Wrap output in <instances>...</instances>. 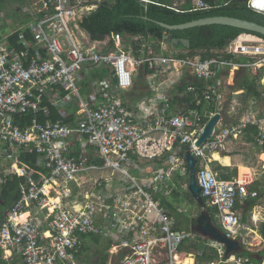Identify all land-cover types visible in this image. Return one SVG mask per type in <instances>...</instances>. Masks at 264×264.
<instances>
[{
    "label": "built area",
    "instance_id": "1",
    "mask_svg": "<svg viewBox=\"0 0 264 264\" xmlns=\"http://www.w3.org/2000/svg\"><path fill=\"white\" fill-rule=\"evenodd\" d=\"M79 2L38 0L36 19L10 35L0 32V248L24 264H81L98 239L118 264H184L192 257L182 251L192 232L181 229L174 193L184 188L190 194L189 168L179 156L185 148L198 161L196 181L214 208V225L243 245L237 207L252 196L249 183L223 180L210 157L251 128L264 154V38L244 33L223 48L178 58L165 42L143 36L91 41L76 21ZM247 7L264 16V0H248ZM210 9L196 0L191 11ZM19 30L21 50L10 41ZM139 68L142 75L148 69L154 79L168 78L151 82L136 97ZM245 73L258 79L260 98L250 106L235 99L227 104L238 96L231 87ZM187 76L203 84L202 98L200 87L187 89L197 105L204 101L216 110L193 109L181 101L184 94L179 101L169 98L173 85ZM217 113L221 119L212 137L196 146ZM31 153L35 170L20 163ZM168 153L169 160L156 162ZM14 176L24 179L20 198L3 207L4 186ZM110 181H116L112 192H98ZM77 187L86 194L65 204ZM53 192L62 195L60 203L53 202ZM205 246L219 254L212 264H253L242 255L227 257L210 239Z\"/></svg>",
    "mask_w": 264,
    "mask_h": 264
},
{
    "label": "trees",
    "instance_id": "2",
    "mask_svg": "<svg viewBox=\"0 0 264 264\" xmlns=\"http://www.w3.org/2000/svg\"><path fill=\"white\" fill-rule=\"evenodd\" d=\"M7 0H0V4L4 3ZM206 2L209 6L212 7L209 11H191L193 9V4L187 5L184 9L175 8L169 4L163 2H153V3H143L141 0H112L109 2H100L97 5L96 11L90 13L85 16L81 22V28L85 31L91 41L95 40H107L110 39L113 35H121L126 38L132 36H143V37H151L152 39H156L158 41H163L170 47L175 48L179 53L177 54L178 58H186L188 56H195L198 53L212 49V48H223L228 42L236 37L247 33L252 34L250 32H246L241 29L229 27V26H221V25H211V26H203L196 27L188 30H177V31H168L161 26L145 20L143 17H148L153 21H158L162 23H166L169 25H179L187 22H191L194 20L214 17V16H230L240 19H246L250 21H255L259 24L264 25V16L256 14L252 12L247 7L248 0H202ZM21 31L15 32L14 35L10 38V41L18 50L24 49L23 46H17V41L20 39ZM256 35V34H253ZM168 36V39L166 37ZM263 37L261 35H257ZM29 40H31V36H27ZM264 38V37H263ZM110 47H114L113 43H110ZM206 57L205 54H203ZM144 74H151V71L148 69ZM240 83L236 86L235 91L243 90L244 94L235 96L231 98L227 104H230L232 100H240L241 103H248L252 98L258 99L260 98L258 79L251 77L249 74L245 73L242 75ZM190 86L200 87L201 91L198 93L199 98H202V90L203 84L198 82L196 79L191 76H187L182 81L176 82L173 87L168 92V96L173 101H183L188 102L190 107L193 109H197L199 111L204 110H216L215 105H206L204 101H202L199 105L195 101V97L187 93V89ZM187 93V94H186ZM184 94V97L180 99ZM251 135H257V129L251 128L249 130ZM179 155L180 157H184V152L187 148L183 149ZM35 162L36 156L34 154H28L23 156L20 159L21 165L25 166L28 170H35ZM216 164V171H223L221 175L222 179L225 181H230L232 178L230 176V169L221 166L218 162H214ZM198 170V167H197ZM237 171L234 170V174L236 175ZM176 178L182 180L183 177L179 172H176ZM24 181V179L19 178L17 176L9 177L6 181V185L3 189V207H5L9 201H16L20 198L19 186ZM260 186L259 183H257ZM252 191V188L249 187ZM264 192V189L258 190L257 194L254 197H250L244 204L238 205L237 209L240 208L243 213H247L252 210L256 206L261 194ZM252 193V192H251ZM174 201L181 202L186 200V198L181 195L180 192L174 193ZM191 199L192 196L188 194ZM206 204V199H204ZM170 208L173 209L172 205H169ZM177 214H179L176 211ZM183 226L181 229H188V216L184 217L179 214ZM214 216V212L211 214ZM186 221V224H185ZM241 221H245V216ZM181 222V223H182ZM262 236L264 238V231L262 232ZM95 244L99 243L98 239H94ZM110 247V246H109ZM86 250V249H85ZM108 250V249H107ZM208 251V252H207ZM238 255H242L248 257L250 262L253 264H262L263 260H259L256 257L255 253H252L247 250H243ZM262 257V255L259 253ZM202 258L207 260L208 262L215 261L219 258V254L216 249L205 247V251L202 253Z\"/></svg>",
    "mask_w": 264,
    "mask_h": 264
},
{
    "label": "rangeland",
    "instance_id": "3",
    "mask_svg": "<svg viewBox=\"0 0 264 264\" xmlns=\"http://www.w3.org/2000/svg\"><path fill=\"white\" fill-rule=\"evenodd\" d=\"M79 1H80L79 2L80 14L77 17V20H76L77 23H80L85 16L96 11L97 7L95 6L97 5L95 4L104 2V1L110 3L112 0H79ZM149 1L163 2L175 8L184 9L187 5L193 4L196 0H149ZM38 8H39L38 0H7L4 3L0 4V24H1L0 32L3 35H10L11 33H13L14 30H18L22 26L24 27L25 25H28L30 22H32L34 19L38 17ZM127 45L129 44L127 43ZM165 48L166 50H168L169 52H173L177 56V50L175 48L173 49L169 47L168 45H165ZM156 50L158 51V49ZM151 76L149 75V77H142V76L137 77L136 80H137L138 89L134 91V95H136V97H142L144 93L146 94L148 90L147 85H149L151 82H155L157 84V83H161V80H166L168 78V77L161 76V78L157 77V79H154V76L152 77ZM240 77H242V74L236 79L234 87L233 86L231 87L232 89L235 88L236 85L238 86V83H240V80H239ZM169 79H173L172 74L169 75ZM233 92H235V89H233ZM237 93H238L237 95L243 94L242 90L237 91ZM247 106H250V104L248 103ZM244 136L245 137L242 136V143L240 144H243L245 142L249 144L254 143L253 135L247 134ZM254 146L257 147L256 145ZM232 148H233L234 153L244 155L245 156L244 162H247L248 164H250L251 168L257 170L256 179L254 180V182L252 183L250 182V184H248L247 186L249 192L250 193L252 192L251 193L252 197H254L257 194L258 190L264 189V168H263V165L261 164L262 161L260 157H258L259 151H254L252 150L251 147H250V151H241L243 149H247V147L245 146L239 147L236 144H233ZM213 159L214 158L211 157L210 166L213 169H216L217 165L214 164ZM262 163H264V161ZM229 169L231 170L229 173L231 177L236 178L239 176V170L237 168H229ZM234 170L237 171L236 175L234 174ZM223 173L225 172L220 171V174H223ZM110 182L111 183L109 184L108 188H99L98 192L102 190H104L105 192H112L113 191L112 187L115 186L116 181L114 182L110 181ZM257 183H259L260 186H258ZM85 185L87 186V184ZM249 187L252 188V191H250L251 189H249ZM73 189L71 190L72 196L70 197V199L68 201L66 200L63 201L65 202V204L67 203L69 206H72L73 201L79 200L83 195L86 194V189L84 188L82 189V188L77 187L76 189L74 190ZM62 192L63 191H59V193L64 194ZM61 194L58 195V193H55V192H53L52 194L54 198L57 196V198L55 199L57 203L61 202V198H62ZM181 194L186 198V200H183L181 202L174 201V203L181 215H183L184 217L186 216L189 217L188 222H190V225H188V229L190 232H192V236L188 240L187 245H185L183 250L186 252L192 253L191 255H193L195 259L198 260V262L199 261L201 262L203 261L201 254L205 251V247H206L205 245L209 239H207L200 232H198L196 220L198 219V217L204 210L202 207L200 206L198 207V205H196L197 202L194 200L193 197H192L193 199L190 198V196L187 194L184 188L181 190ZM260 198H262V200H260L258 205H260V207L263 208V212L259 214H261L264 217V192L261 194ZM256 209L257 207L255 208V210ZM205 211L211 215L214 212V208L208 207L205 204ZM248 215H246V218L248 217ZM261 215H259L260 218H261ZM185 224H186V221H185ZM261 225L262 224L259 223L258 226L254 227L251 225V227L259 234L258 230L260 229ZM182 226H183V222H182ZM241 226L243 227L242 222H241ZM245 235H246L245 240H248V243L251 242L254 245L255 250H253L252 253H260L262 255L261 260H263L262 264H264V240L263 238L260 235L257 236L255 234L253 235L250 233L245 234ZM107 249H109V245L106 243L95 244L94 250L92 252L88 251V254L84 255L81 258V264H118V257L111 255ZM242 249H244V247ZM220 264H232V263L229 262V263H220Z\"/></svg>",
    "mask_w": 264,
    "mask_h": 264
},
{
    "label": "water",
    "instance_id": "4",
    "mask_svg": "<svg viewBox=\"0 0 264 264\" xmlns=\"http://www.w3.org/2000/svg\"><path fill=\"white\" fill-rule=\"evenodd\" d=\"M147 21H151L162 28L168 31H177V30H188L196 27H203V26H211V25H221V26H229L237 29L244 30L246 32H250L252 34L261 35L264 37V25L259 24L255 21H250L246 19H240L230 16H214V17H207L198 20H194L191 22L179 24V25H169L166 23L153 21L148 17H143ZM168 39V36L166 37ZM221 119V114L217 113L209 122L206 124L204 131L196 146H202L207 140H209L212 135L213 131ZM185 161L189 168V179H188V190L197 204L203 208V212L200 214L197 222L198 232H200L203 236L207 239H210L214 242L219 243L225 249L226 256L230 257L235 255L239 252H242L241 243L233 240L228 239L222 232L219 230L213 223L211 215L205 211V202L204 198L201 195V188L198 186L196 181V167H197V159L191 154V152L187 151L184 155Z\"/></svg>",
    "mask_w": 264,
    "mask_h": 264
},
{
    "label": "crops",
    "instance_id": "5",
    "mask_svg": "<svg viewBox=\"0 0 264 264\" xmlns=\"http://www.w3.org/2000/svg\"><path fill=\"white\" fill-rule=\"evenodd\" d=\"M98 7V6H97ZM15 31V30H14ZM85 32V31H84ZM5 36H7V35H5ZM124 37V36H123ZM130 38V37H129ZM129 38H126V37H124V39H125V41H127V40H129ZM146 39H150L151 41H149L150 43H152V40H156V39H152L151 37H145ZM141 68H139L138 69V71H135V73H134V75H135V77H136V79H137V77L138 76H142V77H149V75H147V74H144V75H142L141 73H142V71L140 70ZM105 71H107V70H105ZM135 82H136V89H138V87H137V80H135ZM146 88V87H145ZM136 89H135V91H136ZM145 94V93H144ZM143 97V96H142ZM134 101L136 102L137 101V99H134ZM247 135V134H246ZM243 137H245L244 135H242ZM242 136H240L239 138H237V139H232L225 147H224V149L223 150H220V151H216V152H214V153H219L220 154V156H221V158L219 159V160H216V159H213L214 161H218V162H220V165L221 166H223V167H226V168H237L238 170H239V175H240V170H241V168L242 167H244V168H248V169H250V171H251V174H252V180L251 181H245V182H247V183H249L250 184V182L252 183V182H254V180L256 179V176H257V170L256 169H253V168H251L250 167V164H248L247 162H244V159H245V156L244 155H241V154H236V153H234L233 152V148H232V145L233 144H236L237 146H239V147H241V146H245V147H247V149H243V150H241V151H250V147L252 148V150H254V151H259L258 153H259V155H258V157H260V159H261V161L263 162L264 161V157L262 156V150H261V147H259L258 145H256V143L254 142L253 144L254 145H256L257 147H255L252 143H243V144H240V143H242ZM241 140V141H240ZM258 149V150H257ZM213 153V154H214ZM213 154H212V158H213ZM171 154L170 153H168V154H166L163 158H161V159H159V160H156V162L158 163V164H162L164 161H165V159H167V160H169V156H170ZM211 157H210V159H211ZM240 158V159H239ZM261 162V164L263 165V168H264V163H262ZM250 163V162H249ZM168 165H171L170 163H167ZM222 175V174H221ZM234 179H236V180H239L240 181V177L238 176V177H236V178H231L230 180H234ZM241 182V181H240ZM243 183V182H242ZM263 198V197H262ZM262 198H259V200H258V202L256 203V206L254 207V208H252V210L251 211H249V212H247V213H243L242 212V210L240 209V208H238L237 209V211L239 212V215L243 218L244 216H245V221H241L242 222V225H243V228H244V230H243V233L244 232H246V233H244V234H248V233H250V234H255V235H257V236H261L262 238H263V236H262V232L264 231V217L261 215V214H259V213H262L263 212V208H261L260 207V205H258L259 204V202H260V200H262ZM241 205V204H240ZM257 207V209L255 210V208ZM260 208V209H259ZM259 209V210H258ZM249 214V215H248ZM246 215H248V217L246 218ZM256 215H258V220H255V216ZM259 215H261V218L259 217ZM28 217V215L27 214H25V215H23V217H22V220H24V219H26ZM182 220V219H181ZM256 221H257V224H256ZM259 223H261L262 225L260 226V229L258 230V232H259V234L251 227V225L252 226H254V227H256V226H258L259 225ZM181 227H182V225H181ZM263 240H264V238H263ZM187 245V244H186ZM247 245H248V247H247ZM243 246H244V248L245 249H247V250H249V251H253V250H255L254 249V245L251 243V242H249L248 243V240H245V242L243 243ZM185 247V246H184ZM183 247V248H184ZM182 251L183 252H186V251H184L183 249H182ZM187 253H189V252H187ZM189 254H192V253H189ZM256 254V257L260 260L261 259V256L259 255V253H255ZM202 255V254H201ZM192 257H194L193 255H192ZM194 260H197V259H195V257H194ZM202 260L203 261H199L198 262V260H197V264H212V263H214L215 261H217V260H215V261H212V262H208L207 260H205V259H203L202 258ZM16 262V263H15ZM0 264H24V262H23V260L21 259V257H19V256H17L16 254H13L12 252H9V251H4V250H2L1 248H0ZM195 264V263H194Z\"/></svg>",
    "mask_w": 264,
    "mask_h": 264
},
{
    "label": "bare ground",
    "instance_id": "6",
    "mask_svg": "<svg viewBox=\"0 0 264 264\" xmlns=\"http://www.w3.org/2000/svg\"><path fill=\"white\" fill-rule=\"evenodd\" d=\"M262 156L264 157V154H262ZM213 158L216 160H219L221 158V156L219 153H214ZM239 177H240V181L243 183H245L246 180L251 181L252 180V174H251L250 169L242 167L240 170ZM49 188L50 187H47V189H49ZM53 202L55 204H57V201L55 199L53 200ZM76 209L81 210V207H77ZM257 218H258V215L255 216V220H258ZM21 220H22V218H21ZM194 263H195V261L191 256H188L184 261V264H194Z\"/></svg>",
    "mask_w": 264,
    "mask_h": 264
},
{
    "label": "clouds",
    "instance_id": "7",
    "mask_svg": "<svg viewBox=\"0 0 264 264\" xmlns=\"http://www.w3.org/2000/svg\"><path fill=\"white\" fill-rule=\"evenodd\" d=\"M213 162H218V161H213ZM219 163V162H218ZM220 164V163H219ZM196 205H198L197 203H196ZM207 205V204H206ZM198 207H199V205H198ZM242 246V248L244 247L243 245H241ZM245 249V248H244ZM243 249V250H244ZM251 252V251H250Z\"/></svg>",
    "mask_w": 264,
    "mask_h": 264
}]
</instances>
